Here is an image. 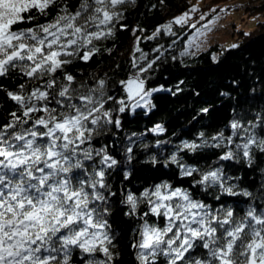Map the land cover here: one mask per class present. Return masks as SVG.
<instances>
[{
  "label": "trees",
  "instance_id": "obj_1",
  "mask_svg": "<svg viewBox=\"0 0 264 264\" xmlns=\"http://www.w3.org/2000/svg\"><path fill=\"white\" fill-rule=\"evenodd\" d=\"M194 1L118 0L102 31L89 22L94 0L0 1V26L23 36L0 45V152L79 119L78 168L69 179L94 186L89 210L108 235L89 253L56 233L50 264H219L215 251L227 243L232 264H246L251 245H264V20L239 30L232 48L188 52L196 25L174 17L197 15ZM248 9L263 13L264 3ZM68 22L88 37L56 55L43 45L30 56L41 36ZM134 76L155 89L148 110L129 106ZM2 174L0 166V200L8 181H27L21 168ZM168 190L209 210L213 248L196 237L181 254L166 240L145 244L150 230L168 235L158 197ZM8 214L0 215V234Z\"/></svg>",
  "mask_w": 264,
  "mask_h": 264
},
{
  "label": "rangeland",
  "instance_id": "obj_2",
  "mask_svg": "<svg viewBox=\"0 0 264 264\" xmlns=\"http://www.w3.org/2000/svg\"><path fill=\"white\" fill-rule=\"evenodd\" d=\"M117 1L94 0L89 22L94 23L97 30L102 31L101 27L110 18L109 6ZM261 3L264 0H195L194 8H202L201 11L197 15L194 10L180 13L174 21L199 26L186 40L188 52L196 53L215 43L221 48H232L240 41L239 30L249 32L258 20H264V12L248 9ZM167 27L170 24L163 28ZM88 35L81 26L68 22L41 36L38 45L29 53L31 57L37 56L44 45L52 47V53L56 55ZM22 37L21 33L8 31L7 26H0V45ZM212 56L216 60L218 53L214 52ZM1 67L2 64L0 70ZM126 90L131 110L137 107L149 109L150 95L155 89L147 90L144 82L134 76L127 81ZM80 127L79 119L57 123L45 139L39 140L32 132L24 135L15 149L0 152L2 178L21 168L24 180H27L15 185L8 181L7 195L0 200V215L8 211L10 217L0 234V264H50L56 233H60L59 240L65 246L75 245L89 253L103 248L107 232L89 210L95 188L93 185L88 188L86 184L74 187L69 179L78 168L75 147L80 139ZM179 196L177 191L159 193V203L169 219L168 235L159 236L150 230L145 244L161 245L166 240L167 250L181 254L196 237L213 248L219 239L209 210L202 205L190 206ZM236 235V232L231 233L233 237ZM231 247L232 244L227 243L216 249L219 264H232L229 259ZM249 251L257 259L264 258V245L259 241L254 242Z\"/></svg>",
  "mask_w": 264,
  "mask_h": 264
},
{
  "label": "water",
  "instance_id": "obj_3",
  "mask_svg": "<svg viewBox=\"0 0 264 264\" xmlns=\"http://www.w3.org/2000/svg\"><path fill=\"white\" fill-rule=\"evenodd\" d=\"M246 264H264V258L257 259L254 253H250L247 257Z\"/></svg>",
  "mask_w": 264,
  "mask_h": 264
},
{
  "label": "bare ground",
  "instance_id": "obj_4",
  "mask_svg": "<svg viewBox=\"0 0 264 264\" xmlns=\"http://www.w3.org/2000/svg\"><path fill=\"white\" fill-rule=\"evenodd\" d=\"M198 25V24H197ZM197 25H196V28H199V26L197 27Z\"/></svg>",
  "mask_w": 264,
  "mask_h": 264
}]
</instances>
